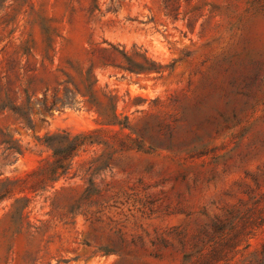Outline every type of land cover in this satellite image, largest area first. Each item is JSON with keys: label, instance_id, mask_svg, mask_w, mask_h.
<instances>
[{"label": "rangeland", "instance_id": "374dc122", "mask_svg": "<svg viewBox=\"0 0 264 264\" xmlns=\"http://www.w3.org/2000/svg\"><path fill=\"white\" fill-rule=\"evenodd\" d=\"M101 3L92 15L86 0L73 15L50 5L65 57L88 65L103 41L138 44L174 69L162 78L98 69L128 137L101 133L46 186L34 175L53 161L43 138L104 129L97 116L32 105L29 129L0 115L23 151L7 160L0 147V264H264V224L228 258L219 253L234 225L264 223V0H194L183 4L190 26L166 18L160 0ZM47 87L51 101L55 82H37L38 105ZM7 180H23L12 196Z\"/></svg>", "mask_w": 264, "mask_h": 264}, {"label": "trees", "instance_id": "16d2710c", "mask_svg": "<svg viewBox=\"0 0 264 264\" xmlns=\"http://www.w3.org/2000/svg\"><path fill=\"white\" fill-rule=\"evenodd\" d=\"M84 1L53 0L52 4L51 0H0V29L4 35L0 39V45L7 41L0 49V115L12 114L31 129L32 105L41 107L48 114L55 109H87L97 116V122L104 127L78 134L61 131L46 135L43 144L51 151L53 161L45 162L34 173L39 176L37 186H46L48 182L57 183L62 176H67L72 168V160L79 152L87 146L102 144L101 133L109 131L115 133V136L128 137L124 134V130L128 128V117L118 112L116 95L107 91V88L100 90L98 69L138 77L155 75L157 78H162L174 69L175 62L164 65L138 44L128 48L127 45L103 41L89 50L88 65L65 57L64 50L69 40L62 33L58 17L49 14L50 5L55 7L63 4L66 12L73 15L84 6ZM108 1L111 7L119 2ZM192 1L194 0H160L166 18L174 23L182 18V21L188 22V26L192 24L193 11L187 7L183 9V4L189 5ZM86 2L88 14L101 12V0ZM59 43L62 44L60 51ZM57 59L59 62L56 64ZM49 79L55 82L51 101L48 97L50 89L47 87L43 100L38 105L35 102L37 82L46 84ZM116 128L119 130L116 131ZM6 138H10V135L0 129V147L8 144L4 150V158L8 160L16 154L23 155L18 142L11 137L18 147L12 146V141H6ZM127 148L123 143L121 150ZM21 181L23 180H7L3 188L5 194L12 196ZM24 199L29 200L28 197ZM18 201L20 200L16 202ZM249 222L248 219H243L244 225L233 226V230H237L235 234L222 239L219 253L224 258H228L245 238L264 224L252 225ZM210 264H216V259L210 260Z\"/></svg>", "mask_w": 264, "mask_h": 264}]
</instances>
